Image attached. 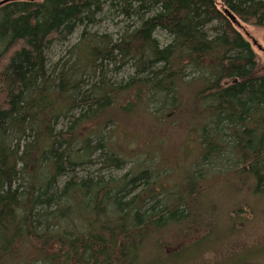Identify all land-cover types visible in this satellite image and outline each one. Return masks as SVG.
<instances>
[{
  "label": "trees",
  "instance_id": "trees-1",
  "mask_svg": "<svg viewBox=\"0 0 264 264\" xmlns=\"http://www.w3.org/2000/svg\"><path fill=\"white\" fill-rule=\"evenodd\" d=\"M105 6L129 21L116 39L87 32ZM241 23L264 28V0L0 6V264L167 263L181 247L163 255L159 236L213 214L212 192L264 196V70ZM80 27L75 59L49 68L50 45ZM126 117L183 124L170 167L152 161L164 138Z\"/></svg>",
  "mask_w": 264,
  "mask_h": 264
},
{
  "label": "rangeland",
  "instance_id": "rangeland-1",
  "mask_svg": "<svg viewBox=\"0 0 264 264\" xmlns=\"http://www.w3.org/2000/svg\"><path fill=\"white\" fill-rule=\"evenodd\" d=\"M98 17L99 21L96 24L87 27L88 34L106 33L116 39L122 33L125 25L129 23L128 20L118 16L115 11L109 10L107 6L104 7ZM238 30L251 43L257 54L260 67L264 70V28L241 23ZM81 32L82 27L76 29L67 40L55 41L50 45L47 53L49 68L54 63L63 64L75 59L73 47L80 42ZM131 72L132 69L125 66L119 72H109L107 76L113 80H120L126 78ZM122 121L121 129L147 135L143 138L144 140L154 142L157 136L164 138L163 144L152 147L154 152L151 155L155 154L152 160L154 163L164 160V165L170 167L174 162L176 150L180 152V149L186 145L184 143L183 124L160 121L159 125L162 124L163 128H154L149 126L146 120L145 122H137L134 118L126 117ZM165 124H167L166 127ZM150 146L146 145L145 147L150 148ZM161 154L165 158H161ZM101 161V159H95L93 169H107ZM130 167L131 164L128 163L122 168L109 169L102 173L115 177L122 176L129 172ZM224 182L219 180L211 185L216 190ZM141 188L142 186L136 190ZM210 188L209 185L208 189L202 190L197 200H201L205 193L210 191ZM224 191L226 194L222 197L219 193L212 192L214 198L212 202L217 205L211 204L218 207L213 214L205 217L197 216L196 222L191 221L189 223L190 228L181 230V233L174 229L159 236L157 241L160 243L157 244H159V250L163 255L164 253L171 254V250L179 247H181L179 249L182 252L176 258L163 264H241L242 261L238 260L242 259L246 260L248 264H264V196L247 191L242 194L235 193L230 188ZM187 222L189 221L187 220ZM148 255L150 256V253Z\"/></svg>",
  "mask_w": 264,
  "mask_h": 264
},
{
  "label": "water",
  "instance_id": "water-1",
  "mask_svg": "<svg viewBox=\"0 0 264 264\" xmlns=\"http://www.w3.org/2000/svg\"><path fill=\"white\" fill-rule=\"evenodd\" d=\"M10 1H16V0H0V6L4 5L5 3L10 2ZM29 1H35V0H29ZM230 18L232 20H234L232 15H230Z\"/></svg>",
  "mask_w": 264,
  "mask_h": 264
}]
</instances>
